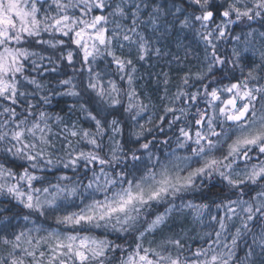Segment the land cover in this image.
I'll list each match as a JSON object with an SVG mask.
<instances>
[{"label":"snow or ice","instance_id":"6c2138e0","mask_svg":"<svg viewBox=\"0 0 264 264\" xmlns=\"http://www.w3.org/2000/svg\"><path fill=\"white\" fill-rule=\"evenodd\" d=\"M0 264H264V0H0Z\"/></svg>","mask_w":264,"mask_h":264},{"label":"trees","instance_id":"16d2710c","mask_svg":"<svg viewBox=\"0 0 264 264\" xmlns=\"http://www.w3.org/2000/svg\"><path fill=\"white\" fill-rule=\"evenodd\" d=\"M152 67L144 65L141 67L140 71L145 75V81L143 82V90L146 91L149 95H154V90L157 88L155 73L163 71H168V66L164 61L157 62L155 59L151 61ZM153 73L151 78H148V73ZM181 222L177 221V230H179V224Z\"/></svg>","mask_w":264,"mask_h":264}]
</instances>
